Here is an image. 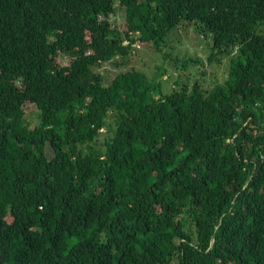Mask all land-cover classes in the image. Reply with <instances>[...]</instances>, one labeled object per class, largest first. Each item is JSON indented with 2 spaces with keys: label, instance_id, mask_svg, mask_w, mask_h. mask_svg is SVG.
I'll use <instances>...</instances> for the list:
<instances>
[{
  "label": "trees",
  "instance_id": "16d2710c",
  "mask_svg": "<svg viewBox=\"0 0 264 264\" xmlns=\"http://www.w3.org/2000/svg\"><path fill=\"white\" fill-rule=\"evenodd\" d=\"M181 22L207 86L95 70ZM263 25L264 0H0V264H264Z\"/></svg>",
  "mask_w": 264,
  "mask_h": 264
},
{
  "label": "rangeland",
  "instance_id": "374dc122",
  "mask_svg": "<svg viewBox=\"0 0 264 264\" xmlns=\"http://www.w3.org/2000/svg\"><path fill=\"white\" fill-rule=\"evenodd\" d=\"M110 21L112 25L117 26L119 29L124 28V20L120 12H117L115 15H111ZM262 27L264 28V25ZM210 43V33H197L194 30L192 23L181 22L165 38L164 46L162 47L163 49L161 52L155 53L145 47L135 46L136 50L134 51L129 63L116 65L113 62H104L100 66H96L95 70L102 73L104 75L105 82H108L116 73L135 65L136 68L146 72V74L150 77V79H153L154 82H158L160 86L162 84L163 87H161V91L163 93L171 90V81H174L175 79L179 80L178 83H185L195 78H199L200 81L203 82L202 78L204 77L206 80L204 86H207V84L214 79L213 75H215V73H213V69L217 70L216 67H213V65L217 66L216 62L211 65H207L206 56L209 54ZM195 57H199L201 63L191 66L187 64L186 69H181L182 66L177 65L176 68L178 71L172 67L177 60ZM59 58L62 59L63 63L67 62V56L62 58L60 55ZM140 60L142 62H140ZM222 62V64H225L224 59ZM179 64H181V62ZM223 66L224 65L221 67L220 73H223ZM200 71H205V74H201ZM194 73H196V76H194ZM25 108L31 115L36 110L30 103L26 104Z\"/></svg>",
  "mask_w": 264,
  "mask_h": 264
}]
</instances>
